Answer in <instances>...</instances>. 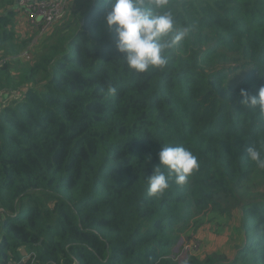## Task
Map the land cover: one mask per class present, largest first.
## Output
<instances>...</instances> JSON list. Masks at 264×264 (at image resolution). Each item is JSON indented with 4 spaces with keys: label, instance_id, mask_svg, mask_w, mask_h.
Masks as SVG:
<instances>
[{
    "label": "trees",
    "instance_id": "1",
    "mask_svg": "<svg viewBox=\"0 0 264 264\" xmlns=\"http://www.w3.org/2000/svg\"><path fill=\"white\" fill-rule=\"evenodd\" d=\"M111 2L90 0L33 63L0 65V91L23 89L0 106V264H264V193L241 200L264 180L248 154L264 156V117L240 93L264 86V0H169L190 31L145 73L117 57ZM14 5L0 0V51L11 54L28 46ZM168 144L199 170L149 196ZM227 200L240 203L232 256L177 261V238Z\"/></svg>",
    "mask_w": 264,
    "mask_h": 264
},
{
    "label": "clouds",
    "instance_id": "2",
    "mask_svg": "<svg viewBox=\"0 0 264 264\" xmlns=\"http://www.w3.org/2000/svg\"><path fill=\"white\" fill-rule=\"evenodd\" d=\"M169 0H112L105 17V27L116 35L117 56L129 71L145 73L152 68H162L167 64L165 52L174 48L189 33L184 27L177 29L173 13L168 9ZM115 94L116 88L109 87ZM244 99L241 103L258 110L264 117V86L258 95L241 89ZM249 159L258 168L264 169V156L254 146L248 149ZM197 157L182 144L163 145L159 152V164L147 178L149 196H162L170 186V181L185 185L188 178L199 170Z\"/></svg>",
    "mask_w": 264,
    "mask_h": 264
},
{
    "label": "rangeland",
    "instance_id": "3",
    "mask_svg": "<svg viewBox=\"0 0 264 264\" xmlns=\"http://www.w3.org/2000/svg\"><path fill=\"white\" fill-rule=\"evenodd\" d=\"M89 3L90 0H71L65 17L55 23L49 31L41 37H39L38 32H31L32 28L28 26L27 22H23L24 26H21L19 23L23 21V19L18 16V24L21 28L16 27V31L21 35V40L28 41V46L16 54L5 53L1 50L0 65L9 63L12 65L11 68L13 70L14 66V68H17V66L21 67L23 64L33 63L38 58L41 50L53 43L58 34L62 32L70 33L75 29L81 15L86 10ZM25 51H30L32 56L30 61H26L21 57ZM12 75L17 77L18 73L14 71ZM6 98L7 97H2V99ZM262 193H264V180L262 182L260 176L256 177L255 175V178L241 191V200L245 201L253 196H259ZM239 206V202L227 200L222 204V209L220 210H210L198 214L193 220L192 228L187 233H184V235H182L183 237H178L176 242L177 245L185 236L189 241H195L194 249L191 251H184L182 249L180 255H176V260L179 262L184 261L188 258L189 254L201 258L213 254H225L231 257L238 243H241L240 236L242 238L241 232L237 230L241 217Z\"/></svg>",
    "mask_w": 264,
    "mask_h": 264
},
{
    "label": "built area",
    "instance_id": "4",
    "mask_svg": "<svg viewBox=\"0 0 264 264\" xmlns=\"http://www.w3.org/2000/svg\"><path fill=\"white\" fill-rule=\"evenodd\" d=\"M70 2L71 0H15L14 9L18 12L19 18L27 22L29 27L38 29L39 37H41L65 17ZM21 57L28 61L32 59L30 51H25ZM194 244L195 241H189L184 237L176 245L175 254L180 255L182 249L193 250Z\"/></svg>",
    "mask_w": 264,
    "mask_h": 264
},
{
    "label": "crops",
    "instance_id": "5",
    "mask_svg": "<svg viewBox=\"0 0 264 264\" xmlns=\"http://www.w3.org/2000/svg\"><path fill=\"white\" fill-rule=\"evenodd\" d=\"M23 22L24 21H21L19 24L21 26H24ZM19 24H17V27L21 28V26ZM22 91H23V89H21L20 91H12V90L9 91L7 89L0 91V106L1 105H4V106L5 105H13L14 104V100L17 99L18 96H20ZM2 97H7V98L6 99H2Z\"/></svg>",
    "mask_w": 264,
    "mask_h": 264
}]
</instances>
